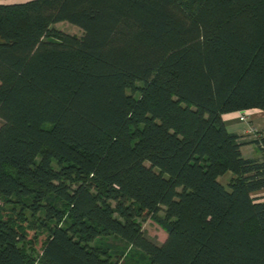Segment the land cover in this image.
<instances>
[{
	"label": "trees",
	"instance_id": "16d2710c",
	"mask_svg": "<svg viewBox=\"0 0 264 264\" xmlns=\"http://www.w3.org/2000/svg\"><path fill=\"white\" fill-rule=\"evenodd\" d=\"M250 109L264 112V0L0 5V199L21 207L0 208V264H35L28 208L40 264H264V135L223 118Z\"/></svg>",
	"mask_w": 264,
	"mask_h": 264
},
{
	"label": "rangeland",
	"instance_id": "374dc122",
	"mask_svg": "<svg viewBox=\"0 0 264 264\" xmlns=\"http://www.w3.org/2000/svg\"><path fill=\"white\" fill-rule=\"evenodd\" d=\"M52 29L54 30H58L61 31L63 33L69 34V35H75L77 37H81L83 35V31L75 26L72 25L68 22H61L58 23L54 26H52ZM53 40V38H51ZM140 86V84L138 85ZM129 94H131V91H128ZM136 96H138L136 94ZM3 124V120L0 118V127ZM263 131V130H262ZM249 133H251L250 129L248 130ZM258 133H261V131H259ZM258 133H256L255 135L257 136ZM252 134V133H251ZM246 151V150H244ZM255 152L257 153V157L260 155V151L258 149H255ZM249 156V154H247V152L245 153V157L247 158ZM229 174L225 175L221 180L225 185H228L229 180H228ZM229 187V186H226ZM254 197L256 198H263L264 199V190L254 193L253 194ZM0 208H2L4 210V215L9 216V217H17L18 214L16 212H21V207L18 206H14L11 203H7L6 201L0 199ZM23 213L24 216L27 217L28 222L25 224L27 225L26 228H28V232H29V238H28V243H21V245H24V248L27 252V254H29L32 259L35 261V264H40V258L42 255L41 252V245L39 244L38 240L35 241V238L33 239L34 235L37 234V232L39 231V226H40V220L43 219V213H38L36 216L32 215V212L30 210V208L28 209H23ZM160 216L162 218L165 217V213L164 211H162L160 213ZM141 225H142V229L145 233V235L152 241L156 242L157 244H162L166 241L167 239V231L165 230V228L160 225L157 221L153 220V219H149L146 221H141ZM34 227V228H32ZM32 240V241H31ZM101 242L104 243V245H112L113 249L110 251L111 254H113V258L115 259L117 255L115 253L114 250H117L116 248L118 247V250H124L125 249V245L120 242L119 240H116L114 238H109V239H101ZM126 252H128V249H126ZM133 251H131L129 254L125 253L123 254V256L121 257V261L122 264H133L135 262H139L142 259L140 258L139 253L138 254H133ZM126 254H128L126 256Z\"/></svg>",
	"mask_w": 264,
	"mask_h": 264
},
{
	"label": "crops",
	"instance_id": "0c3cea01",
	"mask_svg": "<svg viewBox=\"0 0 264 264\" xmlns=\"http://www.w3.org/2000/svg\"><path fill=\"white\" fill-rule=\"evenodd\" d=\"M29 1H32V0H0V5L20 4V3H26ZM242 114L248 115L249 117L248 124L241 122L240 116ZM223 118H224V122L226 124L228 131L230 133L243 136L244 141L246 142L253 141L256 138L255 134H251L248 132L250 124L256 127V133L261 131V134L264 135V112L260 109H250V110H245V111L228 113V114H225ZM255 149H258L256 145L247 144L243 146L241 150H242V154L244 155V157H245V153L247 152V154H249L247 158L262 159V152L258 149L260 151V155L257 157V153L255 152ZM223 177L219 179L221 183H223L221 180ZM233 178H234V175L232 173H229L228 180L230 181Z\"/></svg>",
	"mask_w": 264,
	"mask_h": 264
},
{
	"label": "built area",
	"instance_id": "2783aa9c",
	"mask_svg": "<svg viewBox=\"0 0 264 264\" xmlns=\"http://www.w3.org/2000/svg\"><path fill=\"white\" fill-rule=\"evenodd\" d=\"M240 120H241V122H243V123H246V124L249 123V117H248V115H246V114H242V115L240 116ZM249 129H250V131H251L252 134H256V127H255V126H252V125L250 124Z\"/></svg>",
	"mask_w": 264,
	"mask_h": 264
}]
</instances>
